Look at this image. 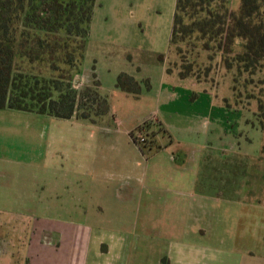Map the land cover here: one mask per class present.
Segmentation results:
<instances>
[{"label": "rangeland", "instance_id": "obj_1", "mask_svg": "<svg viewBox=\"0 0 264 264\" xmlns=\"http://www.w3.org/2000/svg\"><path fill=\"white\" fill-rule=\"evenodd\" d=\"M233 1L236 7L238 0ZM175 4L98 0L74 84L84 88L98 80L99 92L108 96L112 113L122 123L120 134L129 139L131 131L146 135L149 130L151 142L155 132L149 129L150 121L159 105L171 111L174 125L200 120L208 152L222 160L223 171L208 184L197 181L176 192L182 202L189 201L190 213L186 202H171V169L160 153L154 160L159 171L152 170L149 160L144 170L153 175L143 180L157 185L159 198L168 202L159 201L148 218L140 214L139 220H132L138 209L121 210L115 177L95 176V192L94 184L88 187L87 158L95 160L102 147L95 125L0 108V247L23 249L28 235L23 229L31 225L50 224L54 238L60 223L89 222L95 232L88 245L89 264L95 253L104 257L102 264H264V191L252 183L262 186L264 177L250 174L253 156L264 159V64L243 72L237 65L228 69L220 52L193 50L184 43L171 46ZM238 46L239 40L235 51ZM121 72L138 81V93L117 87ZM162 75L166 87L171 76L178 78L171 80L177 100L162 96ZM144 121L149 124L142 127ZM144 153L151 159L149 151ZM111 171L116 169L111 166ZM120 214L126 225L98 224ZM116 237L122 243H114Z\"/></svg>", "mask_w": 264, "mask_h": 264}, {"label": "trees", "instance_id": "obj_2", "mask_svg": "<svg viewBox=\"0 0 264 264\" xmlns=\"http://www.w3.org/2000/svg\"><path fill=\"white\" fill-rule=\"evenodd\" d=\"M97 1L0 0V108L92 123L110 113L98 80L84 88L74 84ZM233 2L176 0L170 45L220 52L228 69L254 72L264 64V0ZM117 87L138 93L139 84L121 72ZM138 133L131 136L146 152L151 133L144 143Z\"/></svg>", "mask_w": 264, "mask_h": 264}, {"label": "crops", "instance_id": "obj_3", "mask_svg": "<svg viewBox=\"0 0 264 264\" xmlns=\"http://www.w3.org/2000/svg\"><path fill=\"white\" fill-rule=\"evenodd\" d=\"M166 76L162 75L160 80V89L163 90L161 91L163 95L161 93L160 95L168 100L175 101L178 98L177 94L176 97L173 95V91L171 93V80L175 81L178 78L171 76V79H168L170 81L168 82V87H166ZM173 83L177 84V82ZM176 87H178V85L173 86V90H176ZM160 108H162V105H159L153 111L155 121L150 125L149 129L152 128L155 135L151 142L149 141L147 144V150L145 148L146 151H149L151 159L147 158L148 156L134 141L132 136L129 139L124 137L125 133L120 134L118 126L122 123L119 118L112 113L113 111L104 115L97 123L84 121L83 124H77L95 125L99 131L98 139L102 143L98 157H96L95 160V157H93V159H90V157L87 158V172L91 177V182H89L88 187L94 184L93 191L95 192V176L98 178L115 177L118 183H116L117 185L115 187L118 190V200L122 204L121 210L123 206L127 209L134 207L138 209V213L134 215L132 220H139L140 214H143L144 219L148 218L150 210L153 211L156 209V204H159V201L168 202L167 199H162V197L159 198L160 188L157 185H148L143 180L147 178L148 175H153V172L149 173L147 170H144L145 166H149V160H152L151 164H153V167L155 166V169L153 168L152 170L155 172L159 171L160 164L154 160L159 159L156 157L159 156L160 153L165 154L164 158L167 160L168 166L171 169V202L174 203V205L184 204L186 202L189 209L191 208L190 213L193 208L189 206V201H185L184 199L182 202L180 193L176 192H179L181 188H183L182 185L192 187L197 181L202 184H208L209 179H216L215 174L223 171L222 160H218L215 155L208 152V140L203 136L202 122L196 120L193 122L194 125H174V123L172 124L171 122L174 121L171 116V111L167 109L164 111ZM59 119L83 121L76 119L75 116L72 118ZM138 125L128 126V129H133ZM128 132L130 131L128 130ZM184 132H187L188 135L184 136ZM251 161H255V164H252L253 169L250 171L252 177L255 175L264 177V159L253 156ZM93 164L95 165L93 166ZM128 164H130V167H128ZM111 166H113V169H116V172L111 171ZM252 183L254 189L258 187L261 188L260 191H264V185L256 186L255 181H252ZM175 184L178 185L177 188H175ZM205 191H201V193ZM200 203H203V201ZM198 207L200 208L201 206L198 205ZM141 209H143V211H141ZM173 210L174 207H171V212H173ZM122 215L123 214H120L119 218L111 220L107 218L100 221L98 220V224H100V226H113L112 224L126 225ZM172 216H176L175 211ZM58 225L61 226L56 229L57 233L54 238H52V233L49 234L50 230L53 229L50 224L47 226L31 225V228L28 226L27 230L23 229V232L28 234L25 236V246L23 249L21 247L20 251L15 250L14 246L11 251L7 246H1L0 264H89L90 257L88 255V245L95 233L91 229V224L89 222H79L60 223ZM66 226L70 227L68 228ZM99 232L103 234L100 230ZM0 241L3 240L1 239ZM15 241V235H13L11 242L15 243ZM116 241L118 242L114 243H122L123 240L120 237H116ZM110 249L112 248L109 246L105 252L109 253ZM103 258L102 255L95 253L91 264H102ZM172 264L179 263L173 260Z\"/></svg>", "mask_w": 264, "mask_h": 264}, {"label": "built area", "instance_id": "obj_4", "mask_svg": "<svg viewBox=\"0 0 264 264\" xmlns=\"http://www.w3.org/2000/svg\"><path fill=\"white\" fill-rule=\"evenodd\" d=\"M148 121H150V120H148ZM153 121H155V117H154V120H151L150 122H153ZM145 122H146V121H144V123H143L144 125L142 124V127H144L145 125H147V124L149 123V122H147V123L145 124ZM144 129H145V128H144ZM138 132H139V131H138ZM138 134H139V136H140V141L143 142V143L146 142L147 137L145 136V134H143L142 131H140Z\"/></svg>", "mask_w": 264, "mask_h": 264}]
</instances>
